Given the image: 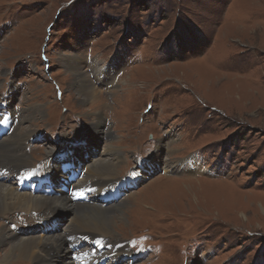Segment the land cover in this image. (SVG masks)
<instances>
[{"label": "rangeland", "instance_id": "rangeland-1", "mask_svg": "<svg viewBox=\"0 0 264 264\" xmlns=\"http://www.w3.org/2000/svg\"><path fill=\"white\" fill-rule=\"evenodd\" d=\"M2 105L26 113L36 173L70 142L81 163L116 149L104 177L137 179L118 200L92 198L121 204L101 233L103 263L264 264V0H0ZM189 160L196 169L184 171ZM57 181L42 199L70 200ZM57 211L49 224L63 230ZM43 213H2L0 231L39 234ZM123 241L142 255L123 259Z\"/></svg>", "mask_w": 264, "mask_h": 264}, {"label": "bare ground", "instance_id": "bare-ground-1", "mask_svg": "<svg viewBox=\"0 0 264 264\" xmlns=\"http://www.w3.org/2000/svg\"><path fill=\"white\" fill-rule=\"evenodd\" d=\"M69 59L70 64L81 62V60L78 61L79 58L77 57H72ZM102 68H105V66L101 67L100 69ZM74 74L76 75L75 83L78 84L79 75L75 72ZM100 76L101 75L97 72L95 83L98 81L97 79L100 78ZM77 90L84 98H92L93 96H95V91L92 88L85 86L83 83L77 87ZM10 94L12 95V92H10ZM5 103L7 104V106L9 105L8 98L5 100ZM26 116V113L19 112L15 119L16 126L14 128H11L6 135L0 137V159L4 156L11 159L9 163H4L2 161L3 163H1V168L6 164L11 163V166L7 167L6 169L15 170L16 176L18 174L26 173L29 171H31V175H34V173L32 172L33 170H31L33 168H30L31 165L28 159L29 154L27 155V153L23 151L29 136L32 135L33 132L29 127L28 129H24L23 127L21 131L19 130L21 123L27 119ZM101 121L103 120L99 119L98 124H100ZM66 143L69 146V152H71L72 150L74 151V148H72V144H70V142ZM109 148H111V150L114 149L112 147ZM47 153H49V151ZM106 153L107 155L103 160H101V158H98L97 160L93 159L90 160V162H82L81 165L79 163H75V167L80 166L82 170V176L80 178L76 177L72 170H66L64 173L60 169L58 170V164H53V162H51V152L50 155H48L49 158H47L46 160V163H49V166L46 165L44 167L46 171L51 170L52 175L53 173H59L61 176L65 175V177H67L69 175L71 178H76L77 185L88 184L89 187H93L92 192L95 193L97 191L103 190L101 188L106 184H109L110 188H113L117 185V178L115 177V175L111 179L105 178L104 175H108L106 172H114V169L111 166L113 164L107 161V157L115 160L116 156L117 158H119L118 153L116 149L113 151H109L107 149ZM70 154H72V152ZM153 158L154 160L157 159L156 156H154ZM149 163L150 161L146 162V164L144 165H148ZM26 167L28 168L27 170L22 172L19 171L20 169L24 170V168ZM1 168L0 215H2V213L16 209H36L38 206L44 209L43 214L47 213L49 215H52H47L48 217L45 216V218L40 221V226L43 228V230L39 234L31 233L32 236H30L31 234L19 235L18 233H8L7 231V234L5 235L1 230L0 244L2 243L1 240L5 236L7 240L13 242L12 245L10 247L8 246V248L4 251L3 255L0 256V262H2V264L6 263L14 257L18 259L31 260V264H76L71 257V250L67 244L68 237L74 236L76 239H79L77 236L81 237V235L84 234L96 238L99 241L101 240V233L106 234L111 230V221L115 216H117L116 214L120 212L121 204L101 208L98 204H96V202H94L95 200L93 199L88 202H72L65 197L53 196H47L46 199H42L43 197H45V195L32 193L31 191L27 190L22 191L19 190L17 186L15 187L13 184L5 183V177L1 176V174L6 173L4 171L7 170L5 168L1 170ZM182 169L184 171H190V169L195 170L196 168H194V163L189 160L184 162V164L182 165ZM17 172L20 173L17 174ZM59 209L61 211H65L66 213L64 217V225H66V228H64L63 230H57L55 228L57 224H49V222H51V219L54 218V216L58 212L57 210ZM104 256L106 257V259L108 258L107 254H105Z\"/></svg>", "mask_w": 264, "mask_h": 264}]
</instances>
